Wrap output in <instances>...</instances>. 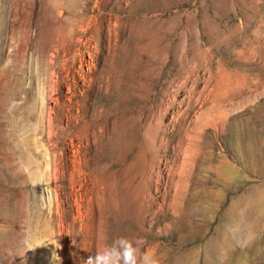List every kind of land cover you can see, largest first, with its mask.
<instances>
[{
	"label": "rangeland",
	"instance_id": "1",
	"mask_svg": "<svg viewBox=\"0 0 264 264\" xmlns=\"http://www.w3.org/2000/svg\"><path fill=\"white\" fill-rule=\"evenodd\" d=\"M116 237L264 264V0H0V264Z\"/></svg>",
	"mask_w": 264,
	"mask_h": 264
},
{
	"label": "clouds",
	"instance_id": "2",
	"mask_svg": "<svg viewBox=\"0 0 264 264\" xmlns=\"http://www.w3.org/2000/svg\"><path fill=\"white\" fill-rule=\"evenodd\" d=\"M73 244L75 241H73ZM141 240H130L126 237H116L103 248L97 249L94 256L89 257L86 264H155V260L147 254L138 255ZM61 260L53 252L52 261Z\"/></svg>",
	"mask_w": 264,
	"mask_h": 264
},
{
	"label": "bare ground",
	"instance_id": "3",
	"mask_svg": "<svg viewBox=\"0 0 264 264\" xmlns=\"http://www.w3.org/2000/svg\"><path fill=\"white\" fill-rule=\"evenodd\" d=\"M33 11H34V9H33ZM32 14L33 13H29L28 17L26 19V27H27L28 31H30L31 25L33 23ZM62 18H63V22H62L61 26L58 28V31H57V34H56L57 37H54L55 38V42L57 43V44H55L54 51H59L60 47L62 48V47H66V46L71 45V43L74 40V37L76 36V33H75L76 30H80L84 34H86L87 32H89V31H91L93 29V25H89L88 22L86 21L85 17L68 16V17H62ZM78 40L81 41L80 38ZM27 46H25L24 48L22 47V49L19 52V57H21L24 54V52L28 48ZM40 49L43 50L41 52H42V54L44 56V53H46V52H44L45 51V47L44 46L42 48L40 47ZM52 55L56 56V54L54 52L52 53ZM52 62H54V60H52ZM74 62H75V58H74ZM81 63L83 64V59H81ZM82 64H81V66H82ZM80 77L82 78V80H85V76L82 73H80ZM169 85H170V83H169Z\"/></svg>",
	"mask_w": 264,
	"mask_h": 264
}]
</instances>
